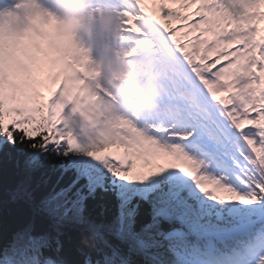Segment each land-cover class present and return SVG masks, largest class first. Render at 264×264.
Segmentation results:
<instances>
[{
    "label": "snow or ice",
    "instance_id": "6c2138e0",
    "mask_svg": "<svg viewBox=\"0 0 264 264\" xmlns=\"http://www.w3.org/2000/svg\"><path fill=\"white\" fill-rule=\"evenodd\" d=\"M113 7L99 56L50 14L0 37V264H264V0ZM153 77L158 111L79 131Z\"/></svg>",
    "mask_w": 264,
    "mask_h": 264
},
{
    "label": "clouds",
    "instance_id": "9594fccd",
    "mask_svg": "<svg viewBox=\"0 0 264 264\" xmlns=\"http://www.w3.org/2000/svg\"><path fill=\"white\" fill-rule=\"evenodd\" d=\"M52 3L61 11H55L46 0H6L0 5V37L23 33L34 25L37 13L55 17L60 31L72 34L74 43L80 48L92 49L94 32L106 37L116 33L120 16L113 6L101 8L96 0H52ZM97 67L99 78L106 79L107 72L99 65ZM50 71V65L43 58L33 66L37 90L42 95L49 91ZM128 96L124 108L106 103L90 122L79 126V131L86 137L115 134L119 131L117 124L120 117L154 113L161 107V89L155 77L129 89Z\"/></svg>",
    "mask_w": 264,
    "mask_h": 264
},
{
    "label": "trees",
    "instance_id": "16d2710c",
    "mask_svg": "<svg viewBox=\"0 0 264 264\" xmlns=\"http://www.w3.org/2000/svg\"><path fill=\"white\" fill-rule=\"evenodd\" d=\"M23 167V161H20V165H19V168H22ZM4 169H5V184H4V189H3V197H7L8 196V187H9V184L13 182V174L15 172H17L19 169L16 165V163L14 161L10 162V161H7L5 160L4 162ZM21 207H23V203L21 202L20 204ZM12 207H16V205H12ZM98 212V210H97ZM24 217L23 216H18L17 219H16V223L17 225L19 224H22L24 222ZM73 235H77V233H73ZM91 250V249H89ZM67 258L69 260L73 259L74 258V252L73 251H69L67 253ZM80 259H83V257H80Z\"/></svg>",
    "mask_w": 264,
    "mask_h": 264
},
{
    "label": "rangeland",
    "instance_id": "374dc122",
    "mask_svg": "<svg viewBox=\"0 0 264 264\" xmlns=\"http://www.w3.org/2000/svg\"><path fill=\"white\" fill-rule=\"evenodd\" d=\"M100 38H101L102 43H106L107 41L106 36H102V34H100ZM112 147H115L113 149L111 148L112 151L123 152V148L121 146L113 145Z\"/></svg>",
    "mask_w": 264,
    "mask_h": 264
}]
</instances>
